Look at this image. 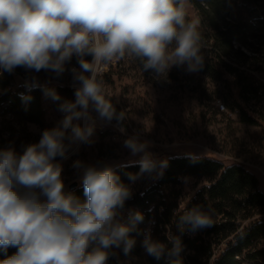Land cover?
Wrapping results in <instances>:
<instances>
[{
    "label": "clouds",
    "instance_id": "clouds-1",
    "mask_svg": "<svg viewBox=\"0 0 264 264\" xmlns=\"http://www.w3.org/2000/svg\"><path fill=\"white\" fill-rule=\"evenodd\" d=\"M185 15V0H0V68L12 72L22 66L60 75L74 53L81 57V70H72L80 87L74 102L60 105L65 113L61 125L44 130L39 142L28 145L22 154L0 150V250L18 249L0 264H106L112 246L123 242L126 253L134 246L129 227L119 219L131 192L113 169H85L82 184L87 199L81 203L65 194L62 167L54 160L64 157L69 145L89 142L94 131L90 102L100 118L111 121L115 115L103 82L97 79L101 64L129 55L157 76H164L174 65L187 64L189 71L196 70L203 59L198 22L186 23ZM173 41L175 47L170 48ZM85 54L93 59H83ZM46 94L60 99L54 90L47 89ZM81 119L88 121L84 127L73 124ZM125 146L133 154L144 153L142 172L156 168L147 144L129 139ZM165 164L161 161L160 167ZM129 179L136 176L130 174ZM40 195L46 202L40 201ZM134 218L143 217L136 213ZM210 225L200 206L179 220L182 232ZM93 242L97 246L89 251ZM144 246L157 259L166 251L150 237ZM181 247L177 237L167 251L178 256Z\"/></svg>",
    "mask_w": 264,
    "mask_h": 264
},
{
    "label": "rangeland",
    "instance_id": "rangeland-1",
    "mask_svg": "<svg viewBox=\"0 0 264 264\" xmlns=\"http://www.w3.org/2000/svg\"><path fill=\"white\" fill-rule=\"evenodd\" d=\"M225 5L228 19L246 25L244 37L247 42L240 43L234 40V46L248 52L262 46L264 6L261 0H225ZM185 13L186 23L198 22L197 31L200 34L202 56V52L211 50L214 42L213 38L208 36L209 32L213 31L209 16L197 9L190 0H185ZM169 47L174 48L175 41ZM224 57L227 61L237 62L232 53L225 54ZM260 57L256 63L239 65L245 73H252L258 81L264 82V58ZM83 59L91 61L93 57ZM100 66L96 69L97 79L103 82L105 98L111 102L115 115L111 121L100 118L90 102L89 112L91 122L94 123L93 134L89 142L69 145V141L65 140V144L69 145L65 156H57L54 160L55 163L60 161L62 177L70 182L73 180L82 182L84 171L88 167L102 169L119 163L141 161L143 152L133 154L125 146V141L135 139L138 143L147 144L146 152L158 163V168L152 173L137 174L135 180H130L126 184L131 196L148 183L154 182L160 174V162L174 153L210 155L221 159L225 164L232 161L241 162L256 175L258 186L264 192V115L253 110L254 103L264 105V100L257 102L256 98H250L245 105L248 110L259 115L256 116L258 120L255 122L242 120L237 105L226 97L228 84L233 85L232 76L222 66L210 72L201 69L202 63L194 71H189L187 64L174 65L164 76H157L151 70L144 71L142 61L129 55L114 63ZM74 69L81 70L79 61L76 62ZM72 70L65 69L60 75L51 71L43 77L44 79L42 78L48 85L43 88L40 96L43 124L39 125L32 121L20 122L12 113L2 109L0 122H14L20 135L27 133L29 136L27 141L30 140L31 144L38 143L44 130L61 125L65 113L60 110V105L65 101L76 100L75 92L80 87V82L74 78ZM29 79L34 80L32 77ZM22 80L16 77V83L21 84ZM55 83L69 85L74 89L65 91ZM47 89L54 90L60 99L54 100L47 95ZM217 98L224 102L223 109L217 106ZM120 113L124 114L123 118H120ZM86 123L88 121L84 119L73 120L74 125L79 124L81 127ZM70 132L71 129H68V133ZM77 161L80 162L79 167L75 166ZM202 183H206L203 177L179 176L174 184L158 186L162 192L158 201L176 202L172 210L174 216L185 213L189 211V200ZM162 207V204L155 206L153 202H149L144 207L124 206L119 210L120 222L129 227L128 238L133 239L135 243L127 253L123 242L118 247L114 245L109 248L106 264L111 263L110 256L113 254L120 264H150L149 254L144 246L146 237L164 246L169 244V250L173 248L180 227L175 230L171 227V221L175 227V217H170V222L165 223L159 220L158 212ZM136 213L142 215V220H135ZM130 219L136 221L133 229L130 223L127 225ZM96 246L93 242L88 250L91 251ZM181 246L178 256L169 255L167 264H172L176 259H179L177 264H186L187 250L182 242ZM204 264H212V255Z\"/></svg>",
    "mask_w": 264,
    "mask_h": 264
},
{
    "label": "trees",
    "instance_id": "trees-1",
    "mask_svg": "<svg viewBox=\"0 0 264 264\" xmlns=\"http://www.w3.org/2000/svg\"><path fill=\"white\" fill-rule=\"evenodd\" d=\"M190 1L209 16L213 28L208 36L213 38L214 42L210 51L202 52L201 69L213 72L222 66L227 70L232 76L233 85L228 84L226 97L237 105L242 120L255 122L258 120L256 116L259 115L254 111L264 115V105L254 103V111L251 112L245 104L250 98H256L257 102L264 100V82L258 81L252 73H245L239 64L256 63L260 56L264 58V42L262 46L255 47L250 52L234 46V40L240 43L247 42L244 37L246 25L228 19L225 0ZM261 3L264 6V0H261ZM230 53L237 62L225 60L224 55ZM91 57L90 54L83 56L87 59ZM80 58L78 56L76 60L79 61ZM69 63L70 60L66 61L65 66L67 67ZM50 72L51 70L42 69L36 72L30 69L28 76L36 83L28 87H17L10 85L11 72L0 68V109L9 111L20 122L32 121L39 125L43 124L40 96L43 88L48 86L43 82V77ZM55 85L65 91L74 89L65 84ZM15 126L14 122H0V150L13 149L19 155L31 141H27L29 139L27 133L20 135ZM164 161L166 164L161 168L157 179L134 193L125 201L124 206L144 207L149 202H153L155 206L162 204L158 218L165 223L170 222V217H175V227L174 222H170L175 230L179 227L180 217L184 213L174 216L172 210L176 202L158 201V197L162 195L158 186L174 184L179 176L183 175L203 177L206 183H202L191 197L188 208L190 210L200 206L208 214L211 225L195 232L187 230L182 232L180 229L177 231L179 240L187 250L186 264H204L213 253L215 255L212 257V264H264V192L258 186L256 175L241 162L232 161L225 164L221 159L205 154L174 153L169 154ZM156 164L153 171L158 168V163ZM111 168L124 185L130 181V174L135 176L147 172L141 171L140 161L119 163ZM67 188L64 190L66 195H73L81 203L86 201L82 182ZM128 223L131 224V229L136 226L134 220L130 219L127 225ZM165 249V254L159 259L149 255L150 264H167L170 255L167 250L170 249V245H166ZM17 250L15 247H9L6 253L0 250V260L13 255ZM110 260V264H120L114 254L110 256Z\"/></svg>",
    "mask_w": 264,
    "mask_h": 264
},
{
    "label": "built area",
    "instance_id": "built-area-1",
    "mask_svg": "<svg viewBox=\"0 0 264 264\" xmlns=\"http://www.w3.org/2000/svg\"><path fill=\"white\" fill-rule=\"evenodd\" d=\"M78 57L77 54H73L71 59H70V63L69 65L67 66L69 69H74L76 68V58ZM116 62V60H114L112 63ZM65 66V69L67 68ZM101 67V66H100ZM20 69H18V67H16L12 72H11V77L13 76V78H11L10 80V85L12 86H17V87H28L29 85L31 84H34L36 83V81H31L29 79V73H30V69H26L25 67H22V66H19ZM16 77H19V78H22V83L19 84V83H16ZM217 101V106L220 108V109H223L225 107V104L223 101H221L220 98H217L216 99ZM60 161L56 162V163H59ZM61 179L64 183V187L65 186H68V184L70 183V181L66 180L64 177L61 176ZM37 193H39V189H37ZM47 198L43 195H40V201L42 203L46 202ZM215 253H213L212 257H214Z\"/></svg>",
    "mask_w": 264,
    "mask_h": 264
},
{
    "label": "water",
    "instance_id": "water-1",
    "mask_svg": "<svg viewBox=\"0 0 264 264\" xmlns=\"http://www.w3.org/2000/svg\"><path fill=\"white\" fill-rule=\"evenodd\" d=\"M76 184H77V181H76V180H73V181H71V182L69 183L68 187L71 188V187H73V186L76 185Z\"/></svg>",
    "mask_w": 264,
    "mask_h": 264
},
{
    "label": "bare ground",
    "instance_id": "bare-ground-1",
    "mask_svg": "<svg viewBox=\"0 0 264 264\" xmlns=\"http://www.w3.org/2000/svg\"><path fill=\"white\" fill-rule=\"evenodd\" d=\"M68 185H69V184H68ZM67 187H68V186H65V187H64V190H65Z\"/></svg>",
    "mask_w": 264,
    "mask_h": 264
}]
</instances>
